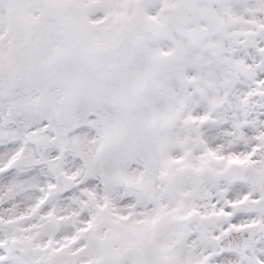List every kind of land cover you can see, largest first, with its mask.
<instances>
[{"label": "snow or ice", "instance_id": "snow-or-ice-1", "mask_svg": "<svg viewBox=\"0 0 264 264\" xmlns=\"http://www.w3.org/2000/svg\"><path fill=\"white\" fill-rule=\"evenodd\" d=\"M0 264H264V0H0Z\"/></svg>", "mask_w": 264, "mask_h": 264}]
</instances>
